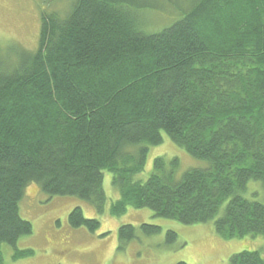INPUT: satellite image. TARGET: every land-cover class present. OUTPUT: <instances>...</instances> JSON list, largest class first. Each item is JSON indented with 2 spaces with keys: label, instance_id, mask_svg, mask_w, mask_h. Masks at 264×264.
<instances>
[{
  "label": "trees",
  "instance_id": "trees-1",
  "mask_svg": "<svg viewBox=\"0 0 264 264\" xmlns=\"http://www.w3.org/2000/svg\"><path fill=\"white\" fill-rule=\"evenodd\" d=\"M185 1L158 31L137 14L158 0H71L64 15L51 3L34 51L0 45V264L2 244L33 232L20 214L30 184L103 212L105 171L120 191L115 216L149 208L186 225L213 221L227 240L264 236V201L246 196L251 180L264 187V0ZM166 135L208 165L178 174V158L158 156L138 178ZM69 223L101 224L79 206ZM136 228L121 225L120 239ZM176 237L167 232L168 242ZM230 264H264V252L242 250Z\"/></svg>",
  "mask_w": 264,
  "mask_h": 264
},
{
  "label": "rangeland",
  "instance_id": "rangeland-1",
  "mask_svg": "<svg viewBox=\"0 0 264 264\" xmlns=\"http://www.w3.org/2000/svg\"><path fill=\"white\" fill-rule=\"evenodd\" d=\"M71 0H0V45L2 52L13 46L34 51L37 48L41 11L50 4L65 14ZM157 9L139 12L140 24L151 31L162 30L174 23L190 5L177 0L180 6L169 1L158 0ZM176 1V0H174ZM52 3V4H51ZM144 25L146 27H144ZM180 160L178 174L191 168L206 167V160L196 158L184 148L176 145L166 135L163 143L153 146L144 171L137 175L146 180L153 171L156 157ZM112 173L104 172V190L107 196L103 212L88 200L76 196L49 195L30 184L20 202L22 218L33 223V232L21 237L15 246L2 244V253L7 264H230L231 257L242 250L264 252V236H246L224 239L217 235L213 221L199 224H183L177 220L154 216L149 208H132L118 216L111 213L112 203L119 198L120 191L113 185ZM39 185V184H38ZM119 194V195H118ZM247 197L264 201L263 183L251 180ZM79 206L87 218L100 220V227L90 231L85 227L74 228L69 223L71 210ZM149 223L161 227L159 233L146 235L141 224ZM133 224L136 237L123 242L119 228ZM177 233L174 241H167V232ZM32 250L33 253L14 258L16 250Z\"/></svg>",
  "mask_w": 264,
  "mask_h": 264
},
{
  "label": "bare ground",
  "instance_id": "bare-ground-1",
  "mask_svg": "<svg viewBox=\"0 0 264 264\" xmlns=\"http://www.w3.org/2000/svg\"><path fill=\"white\" fill-rule=\"evenodd\" d=\"M119 195V194H118Z\"/></svg>",
  "mask_w": 264,
  "mask_h": 264
}]
</instances>
